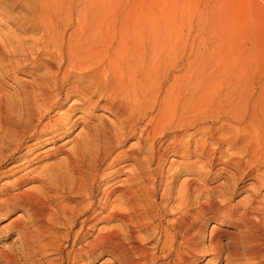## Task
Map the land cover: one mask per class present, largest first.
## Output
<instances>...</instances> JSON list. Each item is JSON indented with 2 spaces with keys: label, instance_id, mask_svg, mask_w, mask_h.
<instances>
[{
  "label": "bare ground",
  "instance_id": "1",
  "mask_svg": "<svg viewBox=\"0 0 264 264\" xmlns=\"http://www.w3.org/2000/svg\"><path fill=\"white\" fill-rule=\"evenodd\" d=\"M156 11L151 6L132 11L108 0H0V169L18 167L14 156L29 151L31 142L85 127L67 151H44L50 152L47 159L65 154L58 161L0 190L6 196L1 210L11 206L27 215L24 220L19 214L7 230L13 225L23 246L38 254L60 247L61 238L82 242L86 237L79 254L107 255L118 264L147 261L149 242L170 259L166 264H189L207 253L226 264H264V217L259 215L264 210V100H220L222 84L217 87L215 77L225 65L205 63L198 50L188 53L178 25L158 19ZM22 74L31 82L21 80ZM6 79L21 86L16 100L3 91ZM70 97L76 99L65 107ZM59 109L61 115L45 121ZM98 110L114 121L95 122ZM129 139L136 143L122 149ZM167 155L194 161L177 163L163 181V165L157 170L152 165L165 163ZM39 156H34L38 162L45 158ZM214 163L217 170L228 165L234 172L206 188ZM123 166H128L125 178L108 191L112 183L107 182ZM179 172L187 178L175 194L177 216L163 226L160 216L174 196ZM237 177L254 183H248V195L231 203ZM105 178L107 188L95 203L94 186ZM30 182L37 187L19 191ZM159 190L160 202H153ZM115 192L119 195L112 200ZM206 213L216 221L204 247L199 220ZM153 220L159 224L153 226ZM88 222L106 227L91 237L89 231L73 230ZM59 226L66 232L54 241Z\"/></svg>",
  "mask_w": 264,
  "mask_h": 264
},
{
  "label": "rangeland",
  "instance_id": "2",
  "mask_svg": "<svg viewBox=\"0 0 264 264\" xmlns=\"http://www.w3.org/2000/svg\"><path fill=\"white\" fill-rule=\"evenodd\" d=\"M108 2L122 5L123 8L125 7L132 11L144 10L147 6L154 7L157 10L155 14L159 16L158 19L160 17L167 18L172 23H175L176 26L178 25L177 27L179 30L177 29V31L181 33L188 53H194L198 50L197 52L201 60H205V63L211 61L213 65L219 63L225 65L224 71L219 74L220 76L215 77L218 80L217 87H221L222 84L221 89L223 92L222 96H220V100H264V96H262L264 95V0H108ZM161 9H164V15ZM154 19L157 20V18ZM193 42H197L198 45L196 46V44H194V47H192L191 45ZM12 77H14V75H12ZM19 77H22L20 79L24 82H31L30 77L26 74L19 75ZM3 83L4 93L9 96L10 100H16L17 95L15 93L21 92V86L10 79H6ZM225 83H232V86H227ZM75 99V97L65 99L68 100L65 103V107L71 104ZM62 111V109H59L45 115V121L57 118L62 114ZM99 118L111 122L114 121L113 116L106 110H98L95 112L94 121L98 123L100 121ZM84 128L85 127L81 124H78V126L74 127L60 138L57 137L54 140L47 139L41 144L31 142L29 151L22 149L14 156L15 159L19 160V164L17 163L18 167L12 169L16 173L8 169L9 165H5L0 169V190L6 188L21 175L32 176V174L29 173L31 170L35 169V172H37L40 167L45 164L58 161L65 154L62 152L61 154L58 151L54 157L47 159L45 156L50 154V152L44 153V151L49 147L56 148L53 152L56 150L67 151L76 143L78 137L77 133L83 132ZM171 137L172 136H168L167 139H172ZM135 141V139H129L124 143L122 149L134 145L136 143ZM191 143H193V141H191ZM192 145L193 144H191V146ZM164 146H161V148ZM37 153L40 154L39 158L45 157L42 158L40 162L34 158ZM218 154H216V157L219 156ZM192 161H194V159L186 161L172 155H167L165 163L157 164L156 162L152 165V169L157 170L163 165L165 170L163 171V175L168 180H166V178H162V180L169 181V174L175 172V167H177L178 164ZM217 161L218 160L214 162L216 163ZM20 162L22 164H20ZM173 162L176 163L171 165ZM206 162V159H203L202 163L199 164L205 166ZM215 163L208 169L210 174L207 176L206 180H204L206 188H213L227 181L228 176L234 172L233 167L228 165L225 166L226 169L223 171L220 169L217 170L218 166H215ZM105 167V164L102 165L100 172L104 170ZM125 167L128 166H123L113 173L111 177L113 179L111 182H107V185L112 183L108 191L117 186L118 183L125 178V174L122 175V172L126 170L124 169ZM177 174L172 190V196L174 195L172 198L173 200L171 199L165 204L167 206V211L160 216L163 226L169 225L177 216L176 212L172 211V207L176 204L175 194L181 181L187 178L185 172H179ZM107 179L108 178L102 181L100 180V182L94 186L92 200L95 203L101 198L102 193L105 192L107 188ZM249 182L254 183L251 178H236L235 192L230 198L231 203L248 195L250 188L248 185ZM36 187L37 183L30 182L24 185L19 191ZM13 192L14 191L10 192L9 195H12ZM160 192L161 190L158 191L156 197L152 198L153 202H160ZM117 195H119V192L113 194L112 200ZM5 197V195L0 193L1 202ZM260 198L261 197L256 200L258 201ZM220 200H223V198H220ZM1 205L3 204H0V214H2L0 215V264H102L103 262L106 264L109 262L118 264L117 262H113L114 260L107 255H101L97 259H92V255L87 257L84 253L79 254V250L85 247L86 237L82 238V242H73V238L69 239V242H66L64 238H61L58 244L60 247H57L53 251L49 250L38 254L34 247L23 246L20 241L21 236L18 234L17 230L14 229L13 225L7 230V226L11 223V220H15L19 214H23L24 210L14 209L9 206V209L4 208L6 211L4 212V210H1ZM23 215L24 216L19 217L26 220L27 215ZM259 215L264 217V210H260ZM99 216L100 215H98V217ZM215 221L216 220L210 213L204 214L199 220L201 226L200 237L204 239V247H207L209 230ZM92 223L88 222L84 227L78 225V227L73 230L82 233L83 231H89L88 235L91 237L94 236L98 230L106 227L105 224L100 222L97 224ZM158 224L159 222L153 220V226ZM87 227H89L90 230H88ZM223 228L231 229L232 227L225 225ZM54 232H56L57 235L51 236V239L56 241L65 234L66 230L59 226L54 228ZM219 237L222 242L227 241L226 236L220 235ZM147 246L149 248L148 260L140 261L137 264H166L168 261L171 262L170 259H166L162 256L161 250H159V247L156 249L155 246H153V242H149ZM2 253H11L14 258L11 261L5 260ZM189 264H226V262L223 260V257L220 261H214L212 256L207 253L191 260Z\"/></svg>",
  "mask_w": 264,
  "mask_h": 264
}]
</instances>
